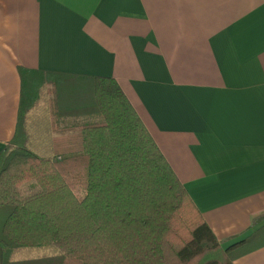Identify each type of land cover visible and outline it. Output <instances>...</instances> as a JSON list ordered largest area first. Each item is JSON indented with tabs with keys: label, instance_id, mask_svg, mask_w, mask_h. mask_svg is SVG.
Here are the masks:
<instances>
[{
	"label": "crops",
	"instance_id": "1",
	"mask_svg": "<svg viewBox=\"0 0 264 264\" xmlns=\"http://www.w3.org/2000/svg\"><path fill=\"white\" fill-rule=\"evenodd\" d=\"M19 66L116 81L221 245L259 232L234 264H264V0H0V154Z\"/></svg>",
	"mask_w": 264,
	"mask_h": 264
},
{
	"label": "trees",
	"instance_id": "2",
	"mask_svg": "<svg viewBox=\"0 0 264 264\" xmlns=\"http://www.w3.org/2000/svg\"><path fill=\"white\" fill-rule=\"evenodd\" d=\"M18 70L16 132L0 154V264H234L252 250L259 232L221 245L116 81L67 96L77 84L58 80L75 75L39 71L38 83ZM43 86L53 96L34 119Z\"/></svg>",
	"mask_w": 264,
	"mask_h": 264
},
{
	"label": "rangeland",
	"instance_id": "3",
	"mask_svg": "<svg viewBox=\"0 0 264 264\" xmlns=\"http://www.w3.org/2000/svg\"><path fill=\"white\" fill-rule=\"evenodd\" d=\"M36 77H38L39 78V80H38V83H40V81L42 80V77L40 76V75H38V76H36ZM52 77L53 76H47L46 78V80H51L52 79ZM45 80V79H44ZM74 80L75 79H69V78H60L58 81H59V83L58 84H75L74 83ZM43 84H44V81H43ZM47 84V83H46ZM64 90H65V92H66V95L67 96H69L70 95V93L69 92H71V94L72 93H79V92H81V90H82V87L81 86H78V85H76V86H70V85H68L67 87H65L64 88ZM40 99H39V104L41 105H39L36 109H33V111H32V113H31V118H34V119H36V117H37V115H39V114H41V113H43V107L45 106V103H46V97H47V95L48 94H50V95H52L53 96V93H50V90H47V88L45 87V86H43L42 88H41V90H40ZM2 213V215H0V226H1V224H2V216H4V213L3 212H1L0 211V214Z\"/></svg>",
	"mask_w": 264,
	"mask_h": 264
}]
</instances>
